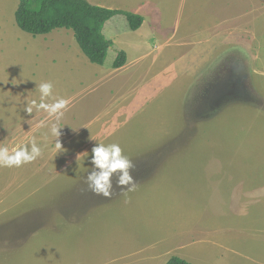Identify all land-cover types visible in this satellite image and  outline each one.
Segmentation results:
<instances>
[{"label": "rangeland", "instance_id": "obj_1", "mask_svg": "<svg viewBox=\"0 0 264 264\" xmlns=\"http://www.w3.org/2000/svg\"><path fill=\"white\" fill-rule=\"evenodd\" d=\"M19 1L0 0V144L35 138L43 154L0 167V264H264V0H88L150 13L139 31L109 22L103 67L124 44L150 66L106 77L59 121L24 111L40 45L69 33L87 58L70 30L21 31ZM97 143L119 144L134 191L118 176L110 197L89 188Z\"/></svg>", "mask_w": 264, "mask_h": 264}, {"label": "trees", "instance_id": "obj_2", "mask_svg": "<svg viewBox=\"0 0 264 264\" xmlns=\"http://www.w3.org/2000/svg\"><path fill=\"white\" fill-rule=\"evenodd\" d=\"M123 15L130 30H139L144 17L135 13L95 6L88 0H20L15 12L17 27L30 35H48L54 30L67 29L73 32L83 54L95 65L103 66L111 40L103 33L105 24L115 16ZM127 62L126 54L121 52L113 63L120 69ZM167 264H191L179 257H172Z\"/></svg>", "mask_w": 264, "mask_h": 264}, {"label": "crops", "instance_id": "obj_3", "mask_svg": "<svg viewBox=\"0 0 264 264\" xmlns=\"http://www.w3.org/2000/svg\"><path fill=\"white\" fill-rule=\"evenodd\" d=\"M123 11L128 12V10ZM132 13L143 16L145 19L144 24L147 21L146 17L150 16L148 15L150 13H147L146 9H142L139 6H137ZM116 17L117 16L114 18ZM111 20L105 24L103 33L105 37L111 40L113 45H115L118 39L117 35L119 33L116 28H113V25H108ZM157 33L161 34L160 31H157ZM66 34H68L70 38L67 37V39H65L64 35ZM164 39L166 40L164 46L168 49L170 46L169 43L172 42V39L168 37H165ZM47 41H49L48 45H40V49H42L40 51L44 52V54H41L40 58L36 60L39 65V67L35 70L36 82L33 89L31 88L27 95L31 101L35 99L39 102L40 93L36 85H39L41 82L53 83V94L55 97H62L73 101L82 92H89L94 89L96 84L104 80L106 77H111L115 73L121 74L119 72H123L124 70L129 72L127 76H130L138 68L143 70L144 66H150L149 62H147V60L149 61L148 58L150 53H145L139 57H135L134 55L130 56L125 48V44L123 45V50H121V52L126 54V65L123 68L116 70L113 68V64L111 67L105 69L103 67L105 64L103 66H98L92 64L85 55L84 56L87 59L82 57V55H79L77 51L69 52V49L72 47L71 44L73 43V39L69 33L56 34L55 36L51 35ZM34 111L36 110L33 109V113ZM39 113L43 115L46 112L41 110Z\"/></svg>", "mask_w": 264, "mask_h": 264}, {"label": "clouds", "instance_id": "obj_4", "mask_svg": "<svg viewBox=\"0 0 264 264\" xmlns=\"http://www.w3.org/2000/svg\"><path fill=\"white\" fill-rule=\"evenodd\" d=\"M36 87H38L40 93L39 102L35 99L30 101V103L26 105L24 111L31 115L33 109L37 112L43 110L47 113L49 118L55 117V120L59 121L64 116L70 100L62 97H55L53 94L54 85L52 82H41L39 85H36ZM43 125L44 121H41L40 126ZM61 129L62 128L59 127L57 123H53L50 127L51 135L57 138L55 143L57 150L63 149L59 139L61 136ZM42 154L43 148L37 143L35 138L28 143H18L11 147L0 144V167L20 168L36 161ZM90 165L91 170L87 174V182L89 188L95 194L110 197L114 191L112 185L113 176H118L119 187L130 186L127 188V191L135 190L136 182L129 171V169L132 168V164L130 160L122 154V149L119 144L112 143L106 145L97 143L91 149Z\"/></svg>", "mask_w": 264, "mask_h": 264}]
</instances>
